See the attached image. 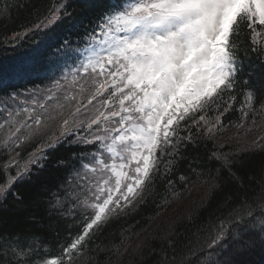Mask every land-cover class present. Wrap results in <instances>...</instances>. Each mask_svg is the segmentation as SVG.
Returning a JSON list of instances; mask_svg holds the SVG:
<instances>
[{
  "label": "snow or ice",
  "instance_id": "1",
  "mask_svg": "<svg viewBox=\"0 0 264 264\" xmlns=\"http://www.w3.org/2000/svg\"><path fill=\"white\" fill-rule=\"evenodd\" d=\"M62 15H71L63 2L54 5L34 28L47 30ZM242 28L250 30L251 51L264 50V0H104L95 27L85 31L84 48L73 49L68 39L55 47L49 58H70L74 51L83 56L71 73L73 90H64L66 84L56 80L40 98L8 96L3 108L7 119L0 122V132L6 137L4 147L11 142L19 148L50 129L54 121L55 128L42 148H55L69 136L73 137L69 145L95 144L94 152L74 154L81 165L74 169L79 191L71 193L76 206L91 209L93 215L62 257L45 258L37 240L35 247L10 249L11 258L5 252L0 264L13 260L15 264H64L65 259L71 264L94 227L124 213L152 186L161 163L165 173H171L182 157L181 146H196L193 136H180L179 129L196 126L208 135L219 130L220 117L232 108L238 87L244 93L242 116L249 114L245 108L264 113V92L242 78ZM42 44L34 50L37 58L45 54ZM34 70L27 63L0 64V90ZM62 79L67 82V76ZM214 110L213 122L209 113ZM214 158L231 173L228 157L214 154ZM33 163H37L35 154L23 165L15 158L4 165L5 170L15 167L16 175L9 174L0 184V199H6L12 184L29 173ZM179 179L186 182L188 178L181 175ZM217 188L219 184L213 183L210 193ZM68 195L65 191L64 196ZM63 208L59 196L50 202V211ZM257 209L259 216H255ZM231 225H235L232 242L222 246L224 258L215 264H244L242 258L254 239L264 243V200L255 207L234 210L208 247L226 239ZM210 256L218 257L220 252Z\"/></svg>",
  "mask_w": 264,
  "mask_h": 264
},
{
  "label": "trees",
  "instance_id": "2",
  "mask_svg": "<svg viewBox=\"0 0 264 264\" xmlns=\"http://www.w3.org/2000/svg\"><path fill=\"white\" fill-rule=\"evenodd\" d=\"M61 2L71 15H62L47 30L35 29L34 25ZM103 3L104 0H0V64L27 63L35 68L12 81L6 90H0V122L7 119L3 108L10 95L24 98L32 94L40 98L56 80L66 84L64 90H73L71 73L79 67L82 55L75 51L70 58L49 55L65 39L71 41L73 49L84 48L85 31L95 27ZM41 42L45 54L37 58L34 50ZM252 48L250 30L242 28V78L248 79L258 92H264V50L253 52ZM65 76L67 82L62 79ZM233 95L236 100L232 108L220 117L222 126L212 135L196 126L179 129L180 136L192 135L196 146H181L182 157L171 173L166 174L161 163L152 186L124 213L114 215L98 229L94 227L90 238L83 242V251L74 254L71 264H215L224 258L226 250L222 246H230L231 228L235 225H231L226 239L208 247L221 222L230 220L234 210L245 205L255 207L264 200V113L245 108L249 114L242 116L244 93L238 87ZM209 115L214 122L217 112ZM51 124L50 129L19 148L11 142L4 147L6 137L0 132V184L7 181L9 174L16 175L15 167L5 170L9 160L15 158L23 165L32 154L37 158V163L29 165L31 171L12 184L6 199H0V256L7 252L11 258L10 249L35 247L38 240L45 258L62 257L93 215L91 209L76 206L71 193L79 191L74 169H80L81 160L74 154L94 152L97 146L69 145L67 141L73 139L69 136L55 148H42L41 143L47 141L56 122ZM16 152L20 155L16 156ZM214 154H223L232 161L231 173ZM61 160L65 164L58 165ZM181 175L188 178L186 182L180 181ZM213 183H218L219 188L210 193ZM65 191L69 193L67 197ZM57 196L64 200V208L50 211V202ZM259 215L257 209L255 216ZM217 252L220 256H210ZM242 259L244 264H264V243L255 238ZM64 264H68L67 259Z\"/></svg>",
  "mask_w": 264,
  "mask_h": 264
},
{
  "label": "rangeland",
  "instance_id": "3",
  "mask_svg": "<svg viewBox=\"0 0 264 264\" xmlns=\"http://www.w3.org/2000/svg\"><path fill=\"white\" fill-rule=\"evenodd\" d=\"M83 57V56H82ZM83 59V58H82ZM134 167V164L132 165Z\"/></svg>",
  "mask_w": 264,
  "mask_h": 264
}]
</instances>
